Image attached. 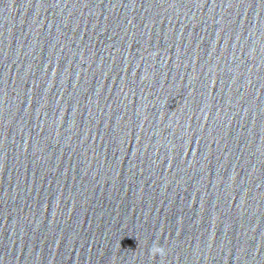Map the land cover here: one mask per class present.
Returning <instances> with one entry per match:
<instances>
[{"label": "water", "instance_id": "95a60500", "mask_svg": "<svg viewBox=\"0 0 264 264\" xmlns=\"http://www.w3.org/2000/svg\"><path fill=\"white\" fill-rule=\"evenodd\" d=\"M0 264H264L152 0H0Z\"/></svg>", "mask_w": 264, "mask_h": 264}, {"label": "clouds", "instance_id": "9594fccd", "mask_svg": "<svg viewBox=\"0 0 264 264\" xmlns=\"http://www.w3.org/2000/svg\"><path fill=\"white\" fill-rule=\"evenodd\" d=\"M153 254L155 253H163V249L160 247H155L152 249Z\"/></svg>", "mask_w": 264, "mask_h": 264}]
</instances>
